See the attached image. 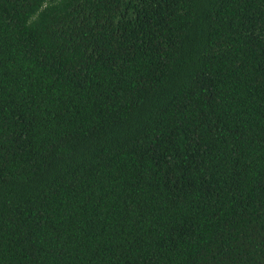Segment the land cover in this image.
<instances>
[{"label": "trees", "instance_id": "trees-1", "mask_svg": "<svg viewBox=\"0 0 264 264\" xmlns=\"http://www.w3.org/2000/svg\"><path fill=\"white\" fill-rule=\"evenodd\" d=\"M0 264H264V0H0Z\"/></svg>", "mask_w": 264, "mask_h": 264}]
</instances>
